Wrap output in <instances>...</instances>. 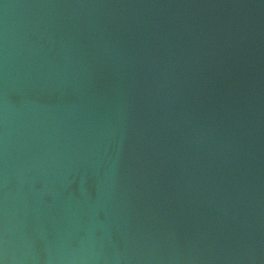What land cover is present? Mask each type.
I'll list each match as a JSON object with an SVG mask.
<instances>
[{
  "label": "water",
  "instance_id": "water-1",
  "mask_svg": "<svg viewBox=\"0 0 264 264\" xmlns=\"http://www.w3.org/2000/svg\"><path fill=\"white\" fill-rule=\"evenodd\" d=\"M0 264H264V0H0Z\"/></svg>",
  "mask_w": 264,
  "mask_h": 264
}]
</instances>
